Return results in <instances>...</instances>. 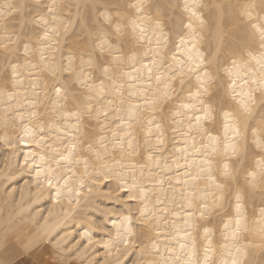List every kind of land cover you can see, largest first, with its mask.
I'll list each match as a JSON object with an SVG mask.
<instances>
[{
    "label": "bare ground",
    "instance_id": "bare-ground-1",
    "mask_svg": "<svg viewBox=\"0 0 264 264\" xmlns=\"http://www.w3.org/2000/svg\"><path fill=\"white\" fill-rule=\"evenodd\" d=\"M3 2L4 0H0V4ZM138 2L143 4L142 11L132 7ZM25 3L26 23L23 27L17 23L21 17L16 20L10 18L5 31L3 21L0 20V79L7 81L6 87L0 85V260H11L13 264H33L37 260L42 264H105L109 242L117 240L120 218L114 214L106 215L101 210L112 209L113 213H123L125 205L122 200L108 199L105 196L108 188L104 184L114 187L115 181H105L91 194L87 193L86 188L78 189L81 193L80 204H69L68 201L74 198L69 188L78 186L82 166L73 167L76 175L67 187H63L64 180L59 178L66 171L65 168L61 167L55 174L50 171L56 168L55 160L59 158L54 155L53 149L61 146V134L56 126L60 124L63 115L61 105L64 101L57 102L50 87L51 74L42 71L43 65L38 63L39 53L35 57L24 53L23 44L28 43L29 38L32 41L30 47H43L37 43L43 36V31L35 21L39 16H44L49 20L47 30L59 28L58 33L47 41L50 47L44 49V55L48 62L54 59L65 68L68 67L70 53L79 54L91 48L94 41L99 42L98 37L108 34L115 43L112 34L117 24L125 26L128 36L133 35L134 21L138 28H145L147 31L146 38L137 45L141 53L156 49V40L163 39L160 30L167 37V46L162 49L164 62L160 65V72L168 75L173 53L179 59L185 58V53L177 51V46L191 48L194 37L199 51L213 62V67L219 66L221 69L213 91H218L223 96L231 79L223 69L231 67L232 59H236L238 63L241 58L247 60L248 52L259 54V37L254 35L251 25L258 22L257 17L264 15L261 0H25ZM185 3L197 5V16H192L191 11L185 9ZM253 3L256 7L251 10L253 18L250 21L245 14L246 5ZM50 7L54 9L51 13L48 11ZM53 16L57 18L55 22L52 20ZM106 16L111 17V23L105 20ZM189 23L191 28L188 27ZM13 30L20 36V40L12 35ZM182 36L185 39L184 45H180ZM12 49L16 51L11 52ZM84 58L87 59V56ZM153 58L155 57L150 55L143 63L147 64ZM29 60L37 66H28ZM75 63L79 64V60ZM13 64L21 65L18 69L19 77H13ZM172 66L173 69L177 67ZM69 75L64 72L58 79L63 80ZM188 79L195 83L194 78L185 77L182 88L177 81L174 84L175 94L163 105V145L155 146V136L150 139L154 145L152 154L156 162H148L149 167L144 170V181L151 188L150 207L156 205L157 198L163 203L156 205L155 215L144 228L145 234L136 241L128 255L122 257L123 264H131L132 260L140 256L141 249H146L143 259L148 262L168 261L169 264H174L179 260L182 264L185 259L190 258L192 251L191 240L185 237V231H190L195 237L196 259L203 264L205 248L208 247L203 227L193 231L187 227L185 220L188 211H194L199 216V211L188 208L186 197L191 191L195 190L199 195L205 189V181L194 182L190 177L197 175L198 166L204 159V148L201 145L207 141L196 136L193 144L187 134L186 116L174 115L180 102L187 96ZM17 80L20 82L17 83ZM240 83L242 82L238 81ZM135 84L137 89H150L149 97L156 90L154 79L150 83L145 78ZM76 89H79V85L73 90ZM240 90L238 87L237 92ZM125 95L127 96V92ZM132 102L142 104L143 97L134 98ZM69 108L70 104L64 111ZM32 112L37 113L38 118L29 119ZM143 117L132 129V134L140 145L137 149L140 155L120 162L126 176L129 175L127 169L137 165L136 176L139 177V166L147 162L148 152L144 141L148 139L145 133L147 120L152 118V113L145 108ZM259 118L257 115L256 120ZM156 121L160 122L159 113L156 114ZM102 123L108 124V127L101 130ZM118 123L119 121L114 120V113L109 111L107 121L103 118L99 121L86 119L84 130L92 128L98 135L107 136L111 152L112 130ZM26 128L33 129L38 134L28 138L27 143H21ZM6 138L15 147H9L5 143ZM111 154L117 160L120 159L118 151ZM41 156L44 157L43 161ZM241 159L244 160L247 171H257L256 179L253 181L251 177H247V172L237 166L236 178L227 189L225 207L213 209L203 220H198L199 225L212 229L211 250L208 252L210 264H222L224 261L231 264L233 259L241 264H264V239L261 234L264 224L260 217V209L264 208V183L256 168V161L260 157L253 155L250 148L248 155ZM108 162L112 164L111 159ZM113 168L116 172L121 171L119 166L113 165ZM46 178H53L54 184L59 180L62 190L59 201L56 200L55 187L48 186ZM159 181L163 183L160 184ZM221 183L224 181L221 180ZM207 190L213 191L211 187ZM237 194L240 195V203L247 214V230L239 232L233 238L232 229L226 230L224 223L235 216ZM138 205V201L131 205L136 218L139 217V213L135 212ZM136 223L139 224V219ZM89 239L92 243H88ZM29 241L34 243L31 248H26ZM153 242L157 248H152ZM181 244L186 247L181 249ZM237 249L241 252L238 253ZM107 259L111 260L112 257Z\"/></svg>",
    "mask_w": 264,
    "mask_h": 264
},
{
    "label": "snow or ice",
    "instance_id": "snow-or-ice-1",
    "mask_svg": "<svg viewBox=\"0 0 264 264\" xmlns=\"http://www.w3.org/2000/svg\"><path fill=\"white\" fill-rule=\"evenodd\" d=\"M184 6L185 9L191 11L192 16H197L196 4L185 3ZM26 7L25 0H4L0 4V20L3 21V30H7L10 18L16 20L17 17H21L22 19L17 20V23L23 27L26 23V18H24ZM132 7L137 11L143 10V4L140 2ZM255 7L254 3L246 5L245 14L250 21L253 18L251 10ZM48 11L51 13L54 9L50 7ZM261 11L264 12V0H261ZM56 19L55 16L52 17L53 22ZM105 20L111 23V17L106 16ZM257 21L251 26L254 29V35L259 37V54L253 55L252 52H248L247 60L241 58V62L238 63L236 59H232L231 67L223 69L231 77L223 96L218 91H213V85L216 84L221 69L219 66L213 67V62L207 60L204 54L199 51L194 37L191 48L177 46V51H183L185 58L179 59L173 53L172 65H177V67L173 69V66L169 65L168 72L170 74L168 75L160 72V65L164 62L162 49L167 46V37L160 30L163 39L156 40V49H149L141 53L137 45L146 38L147 31L145 28H138L134 21L133 35L128 36L125 26L117 24L112 34L115 37V43L108 34L98 37L99 42L94 41L91 48L79 54L70 53L68 67L65 68L54 59L48 62L44 55V49L50 47L47 41L58 33L59 28L47 30L49 20L44 16H39L35 21L41 25L43 31V36L37 41L43 47H30L32 41L29 38V42L23 44L24 53L26 56L34 57L39 53L38 63L43 65L42 71L51 74L52 84L50 87L57 102L64 101V104L61 105L63 115L60 124L56 126L61 134L59 137L61 146L53 149L54 155L59 158L55 160L56 168L50 169V171L55 174L60 171L61 167L65 168L66 171L61 173L59 178L64 180L63 187H67L69 181L76 175L73 173V167L82 166L83 171L78 176V186L69 188V191L74 194L73 200L68 201L69 204L73 202L80 204L81 193L78 189L86 188L87 193L91 194L98 185L104 184L105 181L109 183L115 181L114 187L104 184V187L108 188L105 196L108 199L122 200L125 205L123 213H113L112 209L101 210L106 215L114 214L120 218L117 240L109 242L107 257H112V259L108 260L106 257L105 264H123L122 257L127 256L136 241L145 234L144 228L155 215L156 205L163 203L157 198L156 205L150 207L151 188L144 181V170L149 167L148 162H156L152 154L154 145L150 142L151 137L155 136V146H162L164 143L163 105L170 101L175 94L174 84L177 81L182 88L185 84V77L194 78L195 83L193 84L192 79H188L187 96L180 102L174 115L186 116L188 120L187 134L191 137L193 144L196 136H199L202 141L205 139L207 141L206 144L201 145L204 148V159L198 166L197 175L190 177L194 182L205 181V189L201 190L199 195L197 191H191L186 197L188 208L199 211V216L197 217L194 211H188L185 220L187 227L193 231L198 227H203L205 239L208 241L203 264H210L208 252L211 250L212 229L199 225L198 220H203L206 214L213 209L225 207L228 196L227 189L236 178L237 166L240 170L247 172V177H251L253 181L256 179L257 171H247L244 167V160L241 159L242 156L248 155L250 148L253 155L260 157L256 161V168L259 170L261 182L264 183V15L257 17ZM188 27H192L191 23ZM157 28L159 29V21H157ZM12 35H16V39L20 40V36L16 34L15 30ZM9 39L11 38L9 37ZM184 44L185 39L182 36L180 45ZM5 49L8 51L6 45ZM15 51L16 49L11 50V52ZM150 55L155 58L150 59L147 64L143 63V60ZM85 56L87 59L84 58ZM77 60H79V64L75 63ZM27 63L33 68L37 66L30 60ZM20 67L19 64L11 65L14 78L19 77L18 69ZM64 72H68L70 75L63 80L58 79ZM145 78L150 83L154 79L156 83V90L152 92L151 97L148 96L150 89L136 88L135 82ZM238 81L242 83L238 84ZM19 82L17 80V83ZM0 85L6 87L7 81L0 79ZM76 85H79V89L84 91L79 89L74 91ZM238 87L241 89L239 92H237ZM107 97H111V99H107ZM140 97H143L142 104L132 102L134 98ZM177 99H179L178 96ZM68 104L71 105V108L65 112L64 109ZM145 108L152 113V118L147 120L148 127L145 133L148 139L144 141L147 145V162L139 166V177L136 176L137 165L128 168L129 175L126 176L124 166L120 162L140 155L137 151L140 145L132 134V129L144 118L143 110ZM257 109L261 111L258 112ZM109 111L114 113V120L119 121L116 128L112 130L111 138V152L118 151L119 160L109 151L107 136L98 135L92 128L84 130L86 119L91 118L99 121L103 118L107 121ZM157 113L160 114V122L156 121ZM257 115L260 117L259 120H256ZM21 118L23 119V117ZM32 118H38L37 113H30L29 119ZM107 127L106 123L100 124L101 130ZM36 134L38 133L33 129L26 128L20 142L27 143L28 138H32ZM5 143L9 147H15L7 138ZM233 157L236 159L233 160ZM40 159L43 161L44 157L41 156ZM109 159L112 160V164H109ZM27 162L26 158L25 163ZM113 165L119 166L121 171L116 172ZM221 180L224 183H221ZM158 183L162 184L163 181ZM46 184L55 187L56 200L59 201L62 195L59 180L54 184L53 178H46ZM209 187L213 191L209 192L207 190ZM240 200L241 197L237 194L235 216L224 223L226 230L232 229L233 238H236L239 232L247 230V214ZM137 201L139 205L135 212L139 213L138 218L134 216L131 207L132 203ZM260 217L261 223L264 224V208L260 209ZM137 219H139V224L136 223ZM261 234L264 239V227L261 228ZM185 237L191 240L192 251L190 258L185 259L182 264H201L200 260L196 259L195 237L190 231H185ZM33 243V241H29L25 247L31 248ZM88 243H92V240L89 239ZM185 247V244L180 245L181 249ZM152 248H157L155 242H153ZM237 252L239 253L241 250L237 249ZM145 253L146 249H141L140 256L132 260L131 264H169L168 261L148 262L143 259ZM0 264H13V262L4 259L0 260ZM33 264H42V262L37 260ZM174 264H181V262L178 260ZM222 264H228V262L224 261ZM231 264H241V262L233 259Z\"/></svg>",
    "mask_w": 264,
    "mask_h": 264
}]
</instances>
